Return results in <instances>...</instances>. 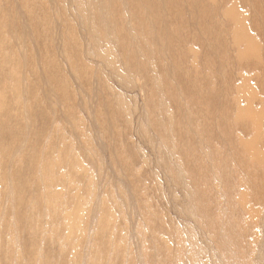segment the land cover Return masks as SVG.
Returning <instances> with one entry per match:
<instances>
[{"label": "rangeland", "instance_id": "1", "mask_svg": "<svg viewBox=\"0 0 264 264\" xmlns=\"http://www.w3.org/2000/svg\"><path fill=\"white\" fill-rule=\"evenodd\" d=\"M153 1L164 2L134 0L138 23L130 0H0V163L13 149L0 168V248L10 264H229L227 149L206 132L188 141L203 124H191L197 108L180 85L227 89L232 0ZM29 159L41 170L24 185L45 205L29 198L33 210L11 214L6 175Z\"/></svg>", "mask_w": 264, "mask_h": 264}, {"label": "bare ground", "instance_id": "2", "mask_svg": "<svg viewBox=\"0 0 264 264\" xmlns=\"http://www.w3.org/2000/svg\"><path fill=\"white\" fill-rule=\"evenodd\" d=\"M130 3H133L137 9L131 10L130 16L134 15L135 20L140 23L142 20L138 14L140 6L134 0H130ZM152 3L160 5L159 8L167 6L166 0L163 3L157 1ZM111 8H113L112 5L109 9ZM118 20L122 22L120 15ZM228 22L230 24V40L234 44L228 51L227 63L231 71L228 74L227 84H225L227 89L216 90L213 81L210 87L207 78L206 80L201 79L202 81L198 83L196 80L187 79L191 81L189 87L185 84V86L180 85V88L190 96L189 105L193 110L197 108V122H191V124H203V127L196 131L194 136L192 135L194 138L187 133L189 134L188 141L192 145L193 143L197 144V137H200L202 132H206L210 133V138L216 139L215 143H224L223 145L227 149V153H225L227 157L223 164L227 168L224 167L223 171H227L229 168L228 174L226 173L228 176L227 186L229 187L227 196H229L233 206L232 209L228 206L231 209V219L228 221L229 225L227 224L226 235L228 240L224 243L229 253V257H227L229 264L232 262L235 264H264V102L263 104L261 102L259 107H252L255 98L253 88L260 86V77L264 73V0H232L228 9ZM159 24L160 20L152 19L151 26L146 28L145 35L151 41L155 39V26ZM162 31H164L163 28ZM231 44L229 43V46ZM236 78L240 80H236ZM200 87L205 88L206 93L201 92ZM169 101L177 106L179 112L185 113L184 106L179 103L174 94H170ZM216 126L220 130L222 129L223 134L221 136L217 132H212L215 129L213 127ZM8 129V126L3 125L0 134H8ZM174 130L176 129L174 128ZM210 143L214 142L211 141ZM10 149L4 153L2 159L4 162L0 163V168L5 167L7 159L10 158L13 150ZM39 164L38 160L29 159L27 169L15 165L16 173L10 171L6 175L12 180V185L8 190L12 191L14 195V201L11 200L7 206L11 214L24 211L25 208L28 212L33 210V208L28 207L26 202L29 201V198H37L34 204L35 209L41 210V205H45V202L39 197V189L24 185V180L39 177L37 173V167L40 169ZM44 175L45 180L48 179L49 175L47 173ZM238 190L241 191L240 198L237 194ZM200 195L201 193H198L197 197ZM238 203L239 207L236 205ZM200 208L203 206L200 205L198 209L201 210ZM46 213L47 216H51L48 210L44 211V214ZM63 215L61 216L62 219ZM23 216L19 213L18 219L21 220ZM217 219L219 218L217 217ZM214 231L217 232L216 226ZM9 256V253H5L0 248V260L3 262L1 264H10Z\"/></svg>", "mask_w": 264, "mask_h": 264}]
</instances>
